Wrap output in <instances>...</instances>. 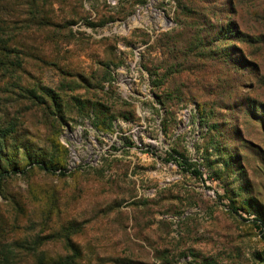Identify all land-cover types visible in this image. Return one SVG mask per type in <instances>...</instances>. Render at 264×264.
<instances>
[{"label":"rangeland","instance_id":"rangeland-1","mask_svg":"<svg viewBox=\"0 0 264 264\" xmlns=\"http://www.w3.org/2000/svg\"><path fill=\"white\" fill-rule=\"evenodd\" d=\"M263 260L264 0H0V264Z\"/></svg>","mask_w":264,"mask_h":264},{"label":"trees","instance_id":"trees-1","mask_svg":"<svg viewBox=\"0 0 264 264\" xmlns=\"http://www.w3.org/2000/svg\"><path fill=\"white\" fill-rule=\"evenodd\" d=\"M228 63L233 64L235 63L233 57L231 55L228 56ZM220 108H223L220 106ZM58 160L56 159H50L49 163L47 162H41V161H34V165H36L40 170H48V169H55V165H58ZM264 263V260L262 261Z\"/></svg>","mask_w":264,"mask_h":264}]
</instances>
